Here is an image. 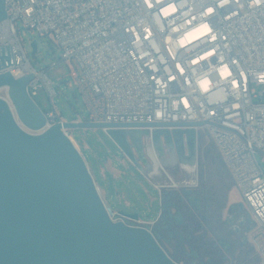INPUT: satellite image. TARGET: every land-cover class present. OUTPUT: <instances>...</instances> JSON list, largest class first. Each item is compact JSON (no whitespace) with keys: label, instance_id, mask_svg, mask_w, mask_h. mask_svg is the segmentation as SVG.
<instances>
[{"label":"built area","instance_id":"built-area-1","mask_svg":"<svg viewBox=\"0 0 264 264\" xmlns=\"http://www.w3.org/2000/svg\"><path fill=\"white\" fill-rule=\"evenodd\" d=\"M6 6L0 46L11 45L14 74L34 73V98L45 81L52 95L48 127L69 120L53 101L48 68L28 58L27 30L61 49L60 61L87 98V121L204 122L196 128L207 131L240 190L255 222L256 264H264V166L257 157L264 154V0H6ZM1 89L8 98V88Z\"/></svg>","mask_w":264,"mask_h":264},{"label":"water","instance_id":"water-1","mask_svg":"<svg viewBox=\"0 0 264 264\" xmlns=\"http://www.w3.org/2000/svg\"><path fill=\"white\" fill-rule=\"evenodd\" d=\"M7 15L0 0V22ZM32 48L36 53L37 40ZM12 63L11 45L0 46V89L8 88V98L0 96V264H181L153 227L114 218L137 220L139 214H117L106 204L65 129L102 128L135 161V138L146 134L158 148L175 147L192 166L201 135L196 127L204 122L70 120L48 127L46 111L29 90L34 73L16 75L8 69Z\"/></svg>","mask_w":264,"mask_h":264},{"label":"rangeland","instance_id":"rangeland-1","mask_svg":"<svg viewBox=\"0 0 264 264\" xmlns=\"http://www.w3.org/2000/svg\"><path fill=\"white\" fill-rule=\"evenodd\" d=\"M23 39L28 58L33 65L37 69L48 68V74L54 82L56 91V94H53V101L56 102L64 118L70 121L80 113L84 120H87L86 117L89 113L87 98L69 75L67 64L60 61L61 49L54 41L49 40L47 37L35 35L30 30H27V34L23 36ZM34 40L38 41L36 53L33 52L32 48ZM38 82L42 83L43 86L39 89L36 99L44 107L49 108L52 104L51 92L46 88L44 80L40 79ZM0 94L6 96L7 91L1 89ZM69 135L74 138L75 144L83 153L106 204L111 206L117 214L120 211L129 214L136 213L139 214L140 218L150 221V223L144 224L133 221L130 223L141 227L149 225L154 228V232L157 231V236L159 232H163V239H159V236L158 239L175 260L181 264H191L194 259L200 264H256L259 262V256L250 239V233L255 222L245 205L243 207L239 205L244 201L243 196L234 184L225 163L223 162V166L218 164L217 158L221 156L205 129L201 130L198 140L197 163L192 166L183 163L176 150L167 147L165 143H162L160 148L156 147L152 138L146 136V134L141 136V150L138 151L134 148L136 161L131 160L124 154L102 128L71 129ZM152 145L155 146L159 156L165 159L174 158L176 161L169 162L171 165L151 170L150 166L155 161L149 154ZM206 153L209 155V166L207 168L211 167L212 169L204 175V160L201 156ZM257 157L264 166V154L258 152ZM108 166L118 168L115 171L116 176L107 171ZM101 172H103V176ZM194 180L195 182L197 180L198 185L191 183ZM172 182H175L177 186H170ZM105 183L111 186V190L107 194L103 190ZM151 184L166 185L161 190L163 210L158 218L161 200H151L152 197H158L157 189ZM184 189H191L202 201L210 200L209 214L213 219L212 231L215 234V239H217L216 233L223 232L224 222L231 217L233 220L230 225L236 227V237L240 240V244L226 249L222 244L216 245L214 240L213 242L209 241L206 237L207 230L192 225L190 230L197 238L195 253L199 257L192 256L191 251L188 254L181 240V233L173 232V235L169 228L162 226V219L169 209L168 202L178 201L177 194H183ZM175 211L176 209L172 208V212L175 213ZM116 220H123V217L119 216Z\"/></svg>","mask_w":264,"mask_h":264},{"label":"flooded vegetation","instance_id":"flooded-vegetation-1","mask_svg":"<svg viewBox=\"0 0 264 264\" xmlns=\"http://www.w3.org/2000/svg\"><path fill=\"white\" fill-rule=\"evenodd\" d=\"M134 146L135 150H141V137L135 138ZM167 147H170L166 145ZM175 149V147H173ZM187 166H189L187 164ZM178 196V201L168 202L169 209L167 210L164 218L162 219V226L169 228L174 233H181V240L185 246L188 254L191 251V255L198 258L199 255L195 253V244L197 238L194 237L190 227L196 226L199 229L207 230V236L209 241H215V244H222L226 249H230L235 245L240 244V240L236 237V227L231 226L230 223L233 220L231 217L224 222L223 232L216 233L217 239L214 238L213 233V219L210 217V200L202 201L197 195L193 193L191 189H184L183 194ZM172 208H175V213L172 212ZM186 215V216H183ZM128 221H132L130 218H123ZM165 223V224H164ZM167 224V225H166ZM243 224V222H241ZM157 232V231H156ZM174 232V233H173ZM206 232V231H205ZM170 234V233H169ZM212 237V238H211ZM191 264H200L197 260L191 261Z\"/></svg>","mask_w":264,"mask_h":264},{"label":"bare ground","instance_id":"bare-ground-1","mask_svg":"<svg viewBox=\"0 0 264 264\" xmlns=\"http://www.w3.org/2000/svg\"><path fill=\"white\" fill-rule=\"evenodd\" d=\"M149 154L155 159L154 163L150 166L151 170H156V169L163 167L165 165H171V163H169V162L176 161L174 158L165 159L164 157L162 158V156H159V154L156 152L154 145L151 146Z\"/></svg>","mask_w":264,"mask_h":264},{"label":"trees","instance_id":"trees-1","mask_svg":"<svg viewBox=\"0 0 264 264\" xmlns=\"http://www.w3.org/2000/svg\"><path fill=\"white\" fill-rule=\"evenodd\" d=\"M35 99H36V97H35ZM37 100V99H36ZM37 102L40 104V106L46 111V112H48L50 109H52V104L50 105V107L49 108H46V107H44L42 104H41V102L40 101H38L37 100ZM74 119H76V118H74ZM74 119H72V120H74ZM201 158H202V160H204V167H203V173H204V175H205V173L207 172V171H210V169H212L211 167H208L207 168V166H209V155L206 153V154H203L202 156H201ZM217 162H218V164L219 165H221V166H223V160H222V158L221 157H218L217 158ZM158 236H159V239L161 238V239H163V237H164V233L162 232H159L158 233Z\"/></svg>","mask_w":264,"mask_h":264},{"label":"crops","instance_id":"crops-1","mask_svg":"<svg viewBox=\"0 0 264 264\" xmlns=\"http://www.w3.org/2000/svg\"><path fill=\"white\" fill-rule=\"evenodd\" d=\"M118 170V168H115V167H113V166H108V168H107V171L108 172H110V173H112L114 176H116V172L115 171H117ZM120 170V169H119ZM123 172V171H122ZM102 174V176L104 175L103 174V172H101ZM124 173V172H123ZM151 185H153V187L155 188V189H157L156 187H155V184H151ZM103 190L106 192V194L107 193H109V191L111 190V186L109 185V184H104V186H103ZM157 191H158V197H152L151 198V200L152 201H156L157 199L158 200H161V209H160V211H159V213H158V216H157V218L160 216V214L162 213V210H163V201H162V194H161V192L157 189Z\"/></svg>","mask_w":264,"mask_h":264},{"label":"clouds","instance_id":"clouds-1","mask_svg":"<svg viewBox=\"0 0 264 264\" xmlns=\"http://www.w3.org/2000/svg\"><path fill=\"white\" fill-rule=\"evenodd\" d=\"M225 74H226V70H225Z\"/></svg>","mask_w":264,"mask_h":264}]
</instances>
